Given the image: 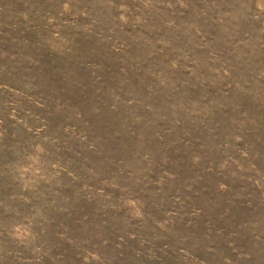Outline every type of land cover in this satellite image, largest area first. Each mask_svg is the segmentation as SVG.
I'll list each match as a JSON object with an SVG mask.
<instances>
[{"label": "rangeland", "instance_id": "rangeland-1", "mask_svg": "<svg viewBox=\"0 0 264 264\" xmlns=\"http://www.w3.org/2000/svg\"><path fill=\"white\" fill-rule=\"evenodd\" d=\"M0 264H264V0H0Z\"/></svg>", "mask_w": 264, "mask_h": 264}]
</instances>
